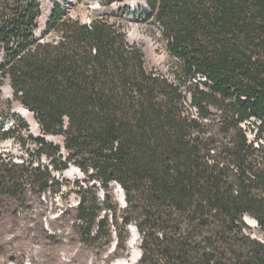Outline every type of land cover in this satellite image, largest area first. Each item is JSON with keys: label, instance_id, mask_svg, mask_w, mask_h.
Returning <instances> with one entry per match:
<instances>
[{"label": "trees", "instance_id": "16d2710c", "mask_svg": "<svg viewBox=\"0 0 264 264\" xmlns=\"http://www.w3.org/2000/svg\"><path fill=\"white\" fill-rule=\"evenodd\" d=\"M69 1H54L44 27L56 41H39V0H0V77L45 136H64L67 152L40 138L37 157L51 170L0 159V196L61 188L52 172L73 164L87 180L74 183L79 204L62 219L84 245L100 244L98 254L122 229L113 258L122 257L134 225L138 264H264V0H147L136 16L162 30L177 81L148 73L112 16L83 24L68 15ZM246 217L262 241L245 232Z\"/></svg>", "mask_w": 264, "mask_h": 264}, {"label": "rangeland", "instance_id": "374dc122", "mask_svg": "<svg viewBox=\"0 0 264 264\" xmlns=\"http://www.w3.org/2000/svg\"><path fill=\"white\" fill-rule=\"evenodd\" d=\"M46 1L51 2V0H39L43 3ZM76 7L77 5L67 9L71 18L84 23L95 17L86 7L82 5ZM39 25L35 31L39 41H56L57 36L54 34L44 37L45 26L40 25V27ZM122 25L121 29L127 34V42L138 47L146 57L147 72L164 77L168 81H177L173 75V63L165 49V41L158 35L159 30L156 31L153 24H141L136 21H127ZM135 30L138 31L136 36L134 35ZM0 87H4L3 82H0ZM2 95L3 92H0V115H2L1 110L6 104ZM18 111L20 112V110ZM26 120L33 125L35 130L33 120ZM245 128L249 141L253 142L255 140L254 132L257 129L256 124L250 122ZM24 129L20 127L15 130L11 138L0 141V159L6 162L11 161L14 164L16 161L22 162L26 166L32 164L34 167L43 165L51 168V161L48 158L37 157L39 146L36 144V140L40 139V136H44L43 139L47 144L51 143L60 147L61 151L63 150L64 158H67L64 136L52 137L40 134L38 138H35L37 137L35 132L30 134L29 130ZM9 139L14 140L9 141ZM52 176L55 181L62 183L61 188L52 187L45 193H39L38 188L32 189L30 185H26L19 189V193L15 197L0 196V264H116L117 261L129 257L133 251L130 242L133 241L131 227H135L134 225L127 228L129 233L127 251L122 257L113 258L116 245L121 238L126 236L124 230L115 231L113 229L109 248L98 254L100 244L84 245L80 241L77 229L73 227L71 218L62 219V214L66 209L75 207L74 205L79 201L77 194L72 192L74 183L87 180V175L77 166L71 164L67 171L62 174L53 171ZM65 181L68 184H65ZM91 184H95V182ZM97 187H100L99 184ZM111 193L123 208L125 204L120 202L116 186L111 187ZM99 194L100 197H103L104 192L100 191ZM244 221L251 229V231L245 232L252 238L262 241L263 237L256 221L249 217H246ZM251 221L255 224H251ZM141 243L142 238L139 233L135 250L141 251Z\"/></svg>", "mask_w": 264, "mask_h": 264}, {"label": "built area", "instance_id": "2783aa9c", "mask_svg": "<svg viewBox=\"0 0 264 264\" xmlns=\"http://www.w3.org/2000/svg\"><path fill=\"white\" fill-rule=\"evenodd\" d=\"M40 4H41V16L39 18V22L41 24V21L44 19L43 24H45L49 17L53 4L50 3V9L48 10V14L46 17H44L45 10H46V7H44L45 3L40 2ZM75 5H77L76 8H78L80 5L86 7L90 12L93 13L95 17H98V16L103 17L104 15L112 16L111 24L115 25L116 29H118L121 33L125 34L126 40H127V34L125 33L123 29H121V27H123L122 24L126 23L127 21H136V22H140L141 24H152L151 21H143V20H140L138 16H136V13H138L139 11L143 9H147L148 7L147 0H123L122 2L113 3L110 6L104 5L103 3H101V0H70L68 8H71V7L73 8ZM91 23H92V19L88 20L87 22H84L83 24L90 25ZM154 29H156V31L159 30L158 35L159 37H161L162 30L158 26H154ZM129 45L134 46L132 44H129ZM4 63H5V54L2 48L0 47V65ZM145 68H146V57H145ZM0 82L4 83V87L2 88L0 87V92L1 93L3 92L2 96L5 99L3 100L6 102L3 109L1 110L2 115H0V134L3 135V134L11 132V130L15 131L16 129H19L21 127L20 126L21 122L26 124V127L24 130L26 131L29 130L31 132L30 134H33L35 131L38 132V135L42 134L41 128L38 125V123L34 120V118H33V123L35 126V130L33 128V125L29 121H27L21 115V113L17 110V107H20V105L18 102L14 101L15 99L14 90L11 86V81L9 80V77L6 76L5 78H1ZM184 96H185L184 105L188 113L191 114L193 118H197V110L192 106L190 94H188L187 92H184ZM247 137L249 138L248 134H247ZM6 139L0 138V141L6 140ZM13 140L14 139H9V141H13ZM8 162H11V161H8ZM15 164L21 165L22 162L15 161ZM113 185L117 186L115 183H113ZM117 192L118 194L121 193L119 189ZM78 204H79V201L74 206L76 207Z\"/></svg>", "mask_w": 264, "mask_h": 264}, {"label": "bare ground", "instance_id": "6f19581e", "mask_svg": "<svg viewBox=\"0 0 264 264\" xmlns=\"http://www.w3.org/2000/svg\"><path fill=\"white\" fill-rule=\"evenodd\" d=\"M50 3H51L50 1H46L45 2V6L44 7H46V10H45V16L44 17H46L47 14H48V10L50 9ZM43 21H44V19L41 21V26L43 24ZM137 34H138V31L135 30L134 35L136 36ZM17 109L20 110V112H21V114H22V116L24 118L29 119V120H33L32 115L28 111L24 110L22 107H17ZM35 133L38 135L37 131H35ZM72 172H75V171L72 170ZM121 197H122V195H121ZM251 224H255V223L251 221ZM132 234H133L132 247H133V250H135L134 247H135V244H136V241H137V239H136L137 238V233L133 231ZM136 251H132L130 256L125 258V259H123L124 261H121L120 264H127V263L128 264H135L138 261V257H139V253H138V251L137 252Z\"/></svg>", "mask_w": 264, "mask_h": 264}, {"label": "water", "instance_id": "95a60500", "mask_svg": "<svg viewBox=\"0 0 264 264\" xmlns=\"http://www.w3.org/2000/svg\"><path fill=\"white\" fill-rule=\"evenodd\" d=\"M92 185H95V184H92ZM118 189H121V188L119 187ZM121 194H122V198H121V200H122V202H125V195H124V192H123L122 189H121ZM256 224L258 225L257 222H256ZM133 231L137 233V238H136V239L138 240L139 232H138L137 228H136V227H131V232L133 233ZM132 236H133V234H132ZM134 243H135V242H134ZM130 247H132V241L130 242ZM133 251H136V250H133ZM136 252H137V251H136ZM138 253H139V257H138V261H137L136 263H138V262L141 260L142 255H143L141 251H138ZM122 261H124V260H122ZM120 262H121V260H120V261H117L116 264H120ZM136 263H135V264H136ZM127 264H128V263H127Z\"/></svg>", "mask_w": 264, "mask_h": 264}]
</instances>
